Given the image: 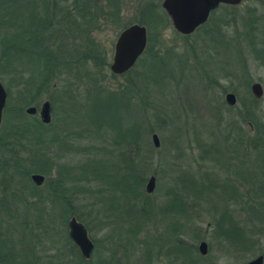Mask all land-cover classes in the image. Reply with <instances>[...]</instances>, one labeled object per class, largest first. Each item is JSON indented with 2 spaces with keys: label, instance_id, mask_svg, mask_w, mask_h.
Instances as JSON below:
<instances>
[{
  "label": "trees",
  "instance_id": "trees-1",
  "mask_svg": "<svg viewBox=\"0 0 264 264\" xmlns=\"http://www.w3.org/2000/svg\"><path fill=\"white\" fill-rule=\"evenodd\" d=\"M2 1L6 5L4 12L5 16L9 17L7 21L9 26L16 27L23 40L28 39L30 48H39L38 53L33 56L23 54V50L21 52L23 47L17 44L8 52V66L19 63L28 66L26 69H30L32 73L27 83L30 86L27 93L31 98H27L26 106L38 103L45 91L52 87L57 79H61L59 71L63 67L68 71V80H71L72 74L79 79L82 75L79 71V68L82 69L81 63L85 66L96 64L99 66L97 69L99 72L96 71L95 74L92 71L87 75L90 85L85 88V98L81 93L79 97L74 96L70 81L66 82L65 88L57 96L51 98L53 113L51 124L45 125L41 119L33 117L29 124L20 123L8 135H0V150L8 156L0 167L1 184L6 195V199L5 197L1 199L0 208L7 219L9 213L13 221L20 220L18 207L21 202L12 200L11 204L7 197L9 192L14 193L10 188L11 183L15 187L20 186L23 194L21 196L24 198V193L27 195L25 200L29 209L20 228L31 229L39 234V239L33 246L28 237L19 238V245L15 242L17 239L11 240L12 244H9L8 224L0 219V264H120L121 260L131 258L136 251L143 253V264H153V253L157 249H166L165 255L172 256L180 264H201L202 258L197 246L192 247L180 237L181 232L184 233L183 230L187 227V224L181 223L180 218L187 222L189 212H194L197 207L201 208L204 197L202 188L207 180L211 181L210 187L218 186L221 197L219 199L222 203L225 202L221 210L217 204L211 207L214 238L222 242L223 248L229 247L232 252L239 255L244 253L248 255L258 249L256 253L264 256L259 243L264 237V123L258 115L257 107L260 100L254 96L245 99L246 101L241 100L243 106L238 108V117L242 116L243 121L250 125L248 127L252 136L249 139L246 138L243 127L237 122L238 119L231 117L226 126V122L219 123L222 117L216 112L218 122L214 125V132L221 134L216 136V140L207 139L202 146L201 159L206 157L219 161L221 154L226 151L231 153L234 164L228 163L223 167L234 172V179L223 183L217 181L216 176L208 174L200 176V172L196 174L192 171L178 173L176 170L177 176L170 178L176 184L168 187L162 194L166 197V202L162 205L153 200V193L149 194L145 190L146 172L151 159H146L142 154L149 150L152 144L143 143L142 134L145 129L137 123V119H142L145 123L149 117L157 119L162 124L173 121V117L177 116L173 109L175 100H167L168 103L166 99L161 98L164 90H169L173 83L179 85L178 78H184L186 71L195 73L196 80L205 87L206 71L209 68L217 65L216 68L226 70L223 64H228V60L237 62L238 65L244 62L242 51L245 42L249 43V49L254 57L264 62V48L256 47L257 44L264 47V11L258 13V9L250 8L245 9L246 12L243 14L240 13L239 6L221 5L212 12L210 20L194 35L187 36L189 38L196 34L202 35L200 40L202 55L197 54V49L190 46L192 58L185 55L184 61H175L167 52H154L149 45L153 42L161 43V39L159 37L153 39L151 34L142 69L140 70L138 65L124 75L111 74L113 79L123 80L115 86L109 81L100 80V73L103 77L109 78L107 72L109 53L107 55L103 53L100 46L95 43L96 40L91 38V33L99 30L102 22L109 25L120 24L121 0H105L104 5L101 4L102 8H98L100 0H75L76 13L70 18L72 19L70 25L78 30L82 29L83 33L86 31L87 41L83 50L73 52L68 49L66 39L60 37V34L56 37L55 33L48 36L47 32L52 31L54 26L53 23L49 24V19H45L49 8L44 0ZM151 6L157 15L156 19L153 12L151 15L156 22L155 28L159 25L162 28L171 26L167 13L160 11L157 5ZM221 8L224 11H219ZM21 12L22 16L26 14L25 17L20 16ZM17 20L21 23L15 26ZM234 22L236 25L240 22L245 29L242 39L241 35L236 36L238 41V45L234 47L236 52L232 50L235 40L226 34ZM236 33L239 31L236 30ZM39 37L42 40H39ZM258 38L259 40L261 38V41H258ZM175 68L180 71H176ZM242 73H237V77H241ZM226 75L231 77L228 73ZM245 76L242 81L249 88L253 81L247 73ZM232 91L238 93L237 88ZM7 109L15 113L19 111L21 117H24V107L18 110H11L9 107ZM76 118L85 121L75 122ZM105 119H109L110 122H105ZM150 124L149 122L148 128ZM232 124L234 128L229 130L228 127ZM58 125L60 128L63 126V132L58 130ZM222 125H225V128H222ZM238 125L240 127H237ZM209 127V124L206 125V128ZM154 132L155 128L149 130L150 134ZM202 133V130L197 129L194 135L197 141H200ZM82 134L87 136L81 137ZM67 135L92 142L99 141L102 144L100 147L102 150L95 145H92V149L85 148L86 159L84 163L82 162L79 177L74 180L68 179L66 170H63L65 176L61 172L54 178L53 165L45 168V164H53L48 154L52 152L53 155L55 147L59 145L65 149L68 147L66 144L69 141L63 142ZM110 139L117 152L108 147ZM29 160L32 163L31 167L27 165ZM32 173H40L48 179L42 186H37L30 178ZM171 173H175L174 166H168L162 173L157 172V175L160 180L161 178L164 180L165 176H171ZM91 186L96 187L94 195L91 194ZM21 196L17 197L21 199ZM86 201H93L91 205L96 208L94 219L100 221L107 219L106 223L112 230L105 239L92 240L95 249L90 260L83 257L68 232L72 217H76L89 231L88 219L81 214V206ZM191 201L201 204L198 206L196 203L194 209ZM237 207L240 211H237ZM241 212L244 216L236 215ZM165 219L174 221L166 223ZM58 221L60 229L68 232L64 239L56 234ZM154 222L168 225L157 238L148 230ZM47 244L49 247L44 250L56 249L55 253L48 255L46 257L48 260L41 261L39 256L34 255V251L38 247L43 250ZM31 248L32 251H29ZM32 257H36L37 260H32Z\"/></svg>",
  "mask_w": 264,
  "mask_h": 264
},
{
  "label": "rangeland",
  "instance_id": "rangeland-1",
  "mask_svg": "<svg viewBox=\"0 0 264 264\" xmlns=\"http://www.w3.org/2000/svg\"><path fill=\"white\" fill-rule=\"evenodd\" d=\"M42 1V0H41ZM45 4H47L49 8V12L45 19H49V24L53 23V30L47 32L48 36H52V33H55V37L60 34V37L66 39L67 47L71 52L77 50H83L84 45L87 41V33L86 31L78 30V28L70 25L72 16L75 15L76 10L74 9V4L77 3L75 0H44ZM263 0H244L243 3L239 6L240 13H245V9L256 8L258 9V13H263L264 5ZM75 2V3H74ZM99 7L102 8V3L106 2L105 0L99 1ZM164 0H121L122 6V20L120 24L109 25L107 22H102L100 24V28L97 31L91 33V38L95 39V43L100 46L103 53L106 55L109 53V68H108V76L109 78L103 77L100 73V80L109 81L112 85L117 86V83L123 82L121 79H113L110 71V66L113 62L114 52H115V45L120 33L124 30L121 27H129L134 24H140L145 26L148 29V45H149V36L152 34L153 39L160 38L161 43L153 42L150 48L154 49V52H167L170 53V56L174 58L175 61H184L186 59L185 55H188L190 58V46H193L197 49V54L202 55L201 51V42L202 35L196 34L192 37H187L179 34L173 27L172 22H170L171 26H167L165 28L157 27L155 28L156 22L153 20L152 12L154 13L156 19V10L152 9L151 5H157L160 7V11L165 12L162 8ZM151 6V7H150ZM238 7V6H237ZM5 9L6 5L4 2L0 0V85L3 87L7 99L6 105L2 111L1 121H0V135H8L9 132L15 128H17L20 123H30L31 118L37 117L40 119V111L43 104L47 101H51V98L57 96L66 86V82L70 81L71 85H73V93L74 96L79 97L80 93L83 97H86V90L85 88L90 85V80L87 77L92 71L96 74V71L99 72L97 69L99 68L96 64H88L84 65L81 63L79 71L82 75L77 79L75 74H72L71 80L67 78V70L63 67L60 69L59 73L61 74V79H57L52 87L45 91L44 95L38 100V103L34 105L26 106V102L28 101L27 98H31V95H28L27 90L30 86L27 83L30 81L32 73L28 66L20 65L19 63H13V65L8 66V52L14 49V46L17 44L19 47H23V54L25 55H35L38 53L39 48L32 47L30 48V44L26 40H23V36L20 32L14 27L13 25L9 26L7 21H9V17L5 16ZM152 9V10H151ZM219 11H224L219 9ZM24 13V11H23ZM219 14V13H218ZM217 14V15H218ZM26 14H23L25 17ZM22 16V12L20 14ZM22 16V18H23ZM19 17V16H18ZM211 18V16H210ZM170 19V18H169ZM21 20V18H20ZM20 20H17L14 23L15 26L20 24ZM210 20V19H209ZM208 20V21H209ZM171 21V20H170ZM236 22L231 24L229 30H227L226 34L235 40V44H233V49L236 45H238V41L236 40V36L241 35V39L244 36L245 29L242 27L240 22L238 25L235 24ZM121 26V27H120ZM236 30L239 33H236ZM194 35V34H193ZM44 36V35H43ZM39 40H42L39 37ZM258 41H261V38ZM16 46V47H18ZM258 49L264 48L259 44L256 45ZM148 48V47H147ZM249 43L245 42V47L242 51V56L244 62L239 63L233 62L228 60V64L224 65L226 70L220 68H216V66L209 68L206 71V80L204 81L205 87L200 81L196 80V74L190 71H186L184 73V78H178L180 81L179 85L173 83V86L170 85L169 90H164V95L161 98L167 100H175L174 105V113L177 115L173 117V121L167 122L166 124L159 123L157 119L149 117V120L145 123L142 119H137V123L142 125L145 129L143 132V143L151 142L152 146L149 147V150L145 151L142 156L146 159L150 158L151 161L148 163V170H147V181L145 187L148 184L149 179L154 176L156 178V188L154 193L152 194L153 200L156 201L158 205H162L166 202V197L162 194L168 189V187L176 184L175 181L170 180V178H174L177 176L176 170L179 171H192L196 174L200 172V176H204L206 174L211 176H216L217 181L227 183L228 180L234 179L233 175L234 172L230 169L227 170L223 166L230 164H234L232 161V155L230 152L226 151L225 153L221 154L220 159H207L202 158V146L206 143L207 139L212 138V140H216V136L221 134L219 132H214L215 130V123L218 122V118L215 116L216 112L220 113L222 120H219L220 124L229 123V119L231 117L238 119L239 125L243 127L244 134L246 138H250L252 136V132L250 131L248 123H245L242 116L238 117V108L242 107L243 105L240 103L241 100L246 101L245 99L252 98L253 94L251 92V86L253 83L259 82L262 84L264 88V62L258 61L253 53L250 51ZM16 50V49H15ZM34 50V51H33ZM147 51V50H146ZM233 52H236L235 50ZM146 53V52H145ZM141 57V61L139 60L137 65H139L140 70L142 69L141 66L143 64V58H145V54ZM206 56V55H205ZM208 58V57H206ZM27 59V57H26ZM175 65V63H174ZM135 66V67H136ZM134 67V68H135ZM221 67V66H219ZM133 68V69H134ZM176 71H180L176 69ZM219 72L221 73L219 75ZM243 72V73H242ZM228 73L231 77L226 75ZM237 73H242L241 77H237ZM251 76L252 83L250 84L249 88H247L246 84L242 81L243 77L245 78V74ZM208 76V78H207ZM179 77V76H178ZM237 77V78H236ZM239 78V79H238ZM115 80V81H114ZM238 81H242V83H238ZM238 90V93L233 92V89ZM162 89H165L162 87ZM33 91L32 89L30 90ZM227 91V92H226ZM228 93H234L237 97V105L236 106H229L226 103V95ZM77 94V95H76ZM60 96V95H58ZM84 98H82L84 100ZM9 102V103H8ZM168 102V101H167ZM224 102V104H223ZM169 103V102H168ZM11 110H18L21 107H24V117L18 112H10L7 108ZM30 107H37L38 113L34 116H30L26 113V110ZM222 108V109H220ZM235 108V110H233ZM258 115L262 123H264V96L258 103ZM222 112H221V111ZM75 122H83L85 121L82 118H76ZM105 122H110L109 119H105ZM151 123L148 128V123ZM231 123V122H230ZM210 125L209 128H206V125ZM225 125H222V128H225ZM237 127H240V126ZM151 128H155L156 132L153 134L149 133ZM229 130L234 128V125H230ZM197 129L202 130V137H200V141H197L195 133ZM58 130L63 132V126L58 125ZM212 133V135H211ZM157 134L161 141V146L156 148L153 145L152 136ZM79 135V134H78ZM80 136V135H79ZM87 136V134H82L81 137ZM67 138L63 140V142L69 141L66 145L68 146L66 149L59 145V147H55L49 155V158H52L53 164H45V168L53 165L52 174L54 178L59 175V173L63 170H66V175L68 174L69 180H74L79 177L80 170L82 167V162L85 161V148H93L92 145H95L98 149L102 146L99 141H89L87 139H81L78 137H73V135H67ZM74 139H73V138ZM165 137V139H164ZM108 147L113 149L114 152L118 150L115 148V145H112V139H110ZM223 144V141H221ZM247 142V141H246ZM180 147V149H179ZM101 149V148H100ZM109 149V150H110ZM102 150V149H101ZM8 158L6 153L0 150V167L2 164L5 163L4 159ZM28 167L32 166L30 160L27 162ZM3 166V165H2ZM168 166H174L175 173H171V176H165L164 180L157 175V172L162 173L163 170L168 168ZM68 170V171H67ZM33 174H40V173H32L30 174V178ZM64 175V174H63ZM65 176V175H64ZM46 179H48L46 177ZM216 181V182H217ZM210 180H207L204 183V187L202 188L203 192V201L201 202V208L196 207L197 201H191L194 204L193 208L195 209L194 212H189V220L187 222L184 218H180L181 223L187 224L185 227L184 233L181 232V236L183 237V241L192 247L197 246L199 250L200 243L205 241L208 244V254L206 256H201V264H247L250 261L256 259L261 254L256 253L258 249L254 252L246 255L244 254H237L232 252V250L227 247L223 248L221 246V241L216 240L213 235L214 224L211 225L212 222V209L211 207L215 204L220 206V210L223 207V204L219 198V191L218 186L215 187L213 185L210 187ZM11 192L8 193V200L12 204V200L20 201V220L15 222L12 220V217L9 216L8 219L6 218V214L2 212L0 208V219H3L8 224V242L12 244L11 240L17 239L15 241L18 245L19 238H27L30 240L31 245L38 241L39 234L36 232L31 231V229L24 230L21 227V223L28 215V204L25 198H27L26 193L21 194L20 186L15 187L11 183ZM95 186H91V194L94 195L96 190ZM217 188V189H216ZM4 187L1 184V174H0V202L1 199H6V195L3 193ZM146 190V189H145ZM17 196H21V199ZM119 199L116 200L118 203ZM92 202H85L81 206V214L84 217H87V222L89 224V231L90 229L92 232L89 233L90 238L92 240H101L105 239L106 236L111 234L112 230L110 226L107 225V219L105 220H97L94 219L95 217V207H92ZM188 202H190L188 198ZM198 202L199 204H201ZM103 209V208H102ZM237 211H240V208H236ZM93 210V213L91 211ZM158 211V209H157ZM237 216H244V213H237ZM59 219V218H58ZM60 220V219H59ZM166 220V219H165ZM161 221V220H159ZM168 223L169 221H174V219L166 220ZM6 224V225H7ZM20 225V226H19ZM58 226H56V234L61 239H64L66 236V231L64 229H60V223L58 221ZM168 226V225H166ZM165 223L161 222H154L148 227L150 233L155 236V238L159 237V235L164 232V228L166 227ZM177 239V237H176ZM94 242V241H93ZM109 243V242H108ZM260 247L262 251H264V237L262 241H259ZM224 244V243H223ZM106 244H104L105 246ZM167 245V244H166ZM226 245V244H225ZM48 244L43 248L46 249ZM19 247V246H18ZM49 247V246H48ZM108 247V246H107ZM41 247H38L36 251H34V255L39 256V258L44 261L48 260L46 257L48 255H54L55 250L50 251L49 249L44 250L43 252ZM120 250V249H119ZM32 251V248L29 249ZM167 253L166 249H157L153 253V264H180L174 260L172 256L165 255ZM199 253V252H198ZM142 252L136 251V253L129 259L121 260L120 264H143L142 262ZM32 260H37V258H33Z\"/></svg>",
  "mask_w": 264,
  "mask_h": 264
},
{
  "label": "water",
  "instance_id": "water-1",
  "mask_svg": "<svg viewBox=\"0 0 264 264\" xmlns=\"http://www.w3.org/2000/svg\"><path fill=\"white\" fill-rule=\"evenodd\" d=\"M244 0H164L162 8L169 16L174 29L183 36L193 35L201 26L210 19L212 12L221 5L232 7L240 6ZM148 47V29L140 24H134L124 29L118 36L113 62L110 71L114 75H124L131 71L144 55ZM251 92L257 100L264 96V88L261 83L256 82L251 86ZM7 95L0 85V121L2 111L6 105ZM226 103L229 106L237 105V97L234 93L226 95ZM30 116L38 113L37 107H30L26 110ZM53 113L50 101L43 104L40 111V119L45 125L52 122ZM152 141L156 148L161 146L160 138L157 134L152 136ZM32 181L37 186H42L46 178L41 174H33ZM156 188V178L152 176L146 186L149 194L154 193ZM69 236L77 245L81 254L86 260L92 258L95 244L90 238L87 227L79 222L76 217L69 221ZM199 252L202 256L208 254V244L203 241L200 243ZM247 264H264V256L260 255Z\"/></svg>",
  "mask_w": 264,
  "mask_h": 264
}]
</instances>
